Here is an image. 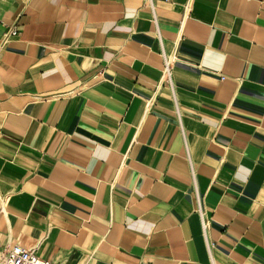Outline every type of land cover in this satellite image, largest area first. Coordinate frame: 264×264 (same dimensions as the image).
Returning a JSON list of instances; mask_svg holds the SVG:
<instances>
[{
  "label": "crops",
  "instance_id": "obj_1",
  "mask_svg": "<svg viewBox=\"0 0 264 264\" xmlns=\"http://www.w3.org/2000/svg\"><path fill=\"white\" fill-rule=\"evenodd\" d=\"M14 243L59 264H264V0H0Z\"/></svg>",
  "mask_w": 264,
  "mask_h": 264
},
{
  "label": "built area",
  "instance_id": "obj_2",
  "mask_svg": "<svg viewBox=\"0 0 264 264\" xmlns=\"http://www.w3.org/2000/svg\"><path fill=\"white\" fill-rule=\"evenodd\" d=\"M17 28L13 27L4 32V37L14 35ZM169 61H164V74L169 78L170 70L168 69ZM0 264H59L49 259L40 257L35 248H26L18 243H14L5 249H0Z\"/></svg>",
  "mask_w": 264,
  "mask_h": 264
},
{
  "label": "rangeland",
  "instance_id": "obj_3",
  "mask_svg": "<svg viewBox=\"0 0 264 264\" xmlns=\"http://www.w3.org/2000/svg\"><path fill=\"white\" fill-rule=\"evenodd\" d=\"M2 1V0H1Z\"/></svg>",
  "mask_w": 264,
  "mask_h": 264
}]
</instances>
